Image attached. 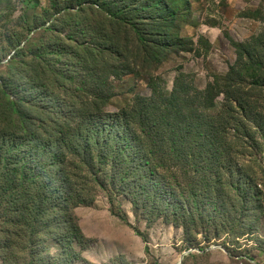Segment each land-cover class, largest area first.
Listing matches in <instances>:
<instances>
[{"label":"trees","instance_id":"16d2710c","mask_svg":"<svg viewBox=\"0 0 264 264\" xmlns=\"http://www.w3.org/2000/svg\"><path fill=\"white\" fill-rule=\"evenodd\" d=\"M76 1V11L56 8L48 28L58 33L49 43L17 50L0 78L2 264L27 257L44 264L40 252L48 240L69 263L78 254L75 244L85 241L74 210L99 193L125 223L120 196L149 226L181 228L190 243L203 232L209 242L232 214L240 220L263 212L264 162L244 161L264 148L263 109L253 91L264 88V62L252 45H236L234 63L205 88L176 80L166 93L152 80L150 95L108 111L110 80L131 72L129 55L146 69L161 62L171 44L173 12L164 0H94L97 26L83 6L87 0ZM151 7L158 15H147ZM63 24L69 25L65 37ZM250 69L258 72L252 85ZM220 94L222 107L213 113ZM145 252L151 257L149 246Z\"/></svg>","mask_w":264,"mask_h":264},{"label":"rangeland","instance_id":"374dc122","mask_svg":"<svg viewBox=\"0 0 264 264\" xmlns=\"http://www.w3.org/2000/svg\"><path fill=\"white\" fill-rule=\"evenodd\" d=\"M127 1L139 5L152 0ZM93 2L87 0L83 6L88 9V17L95 16L92 24L101 26V15L92 14L91 7L99 10L97 6H91ZM164 2L168 11L173 12V18L166 12L165 21L172 18L168 27L170 46L166 47L161 62L148 69L138 65L139 62H134L129 55L127 62L132 64L131 72L110 80L113 96L107 103L108 111L129 106L137 96L150 95L152 80L166 93L172 90L176 80L188 83L190 87L205 88L216 74L227 72L234 63L236 45H252L251 53L264 62V0ZM62 7L76 11L77 1L0 0V78L7 75L10 58L17 50H30L49 43L50 36L58 33L48 27L54 21L56 8ZM153 9L151 7L147 15H158L159 12ZM60 30L65 37L69 25L63 24ZM77 69L75 67L72 71ZM254 73L258 74L253 69L246 73L247 84H255ZM261 80L264 81V74ZM90 84L88 82V86ZM88 86L86 92L92 93L96 89L93 84L90 88ZM253 91H256L257 102L263 109L260 120L264 125V88ZM214 101L209 111L217 113L222 107V94ZM261 133L264 136V126ZM260 142L264 144V138ZM248 155L244 159L246 163L255 158L264 162V148L250 157ZM118 202L127 213L129 223L111 214L110 204L103 193H99L92 204L74 210L85 241L83 246L75 244L78 254L73 255L67 264H111L119 258H122L119 264H180V261L181 264H264V211L240 220L233 219L236 215L232 214L227 227L218 235L212 233L209 242H203V232L196 242L190 243L181 228L163 222L149 226L125 197L120 196ZM136 230L143 236H139ZM146 246L151 250V257L145 252ZM40 253L44 264H66V261H60L63 253L54 240H48ZM190 255L195 258H189ZM30 260L26 258L28 264H31ZM26 262L20 260L10 264Z\"/></svg>","mask_w":264,"mask_h":264},{"label":"water","instance_id":"95a60500","mask_svg":"<svg viewBox=\"0 0 264 264\" xmlns=\"http://www.w3.org/2000/svg\"><path fill=\"white\" fill-rule=\"evenodd\" d=\"M182 260V259H181ZM180 264H181V261H180Z\"/></svg>","mask_w":264,"mask_h":264}]
</instances>
